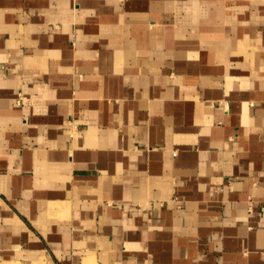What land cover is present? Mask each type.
<instances>
[{
	"label": "crops",
	"instance_id": "obj_1",
	"mask_svg": "<svg viewBox=\"0 0 264 264\" xmlns=\"http://www.w3.org/2000/svg\"><path fill=\"white\" fill-rule=\"evenodd\" d=\"M0 264H264V0H0Z\"/></svg>",
	"mask_w": 264,
	"mask_h": 264
}]
</instances>
